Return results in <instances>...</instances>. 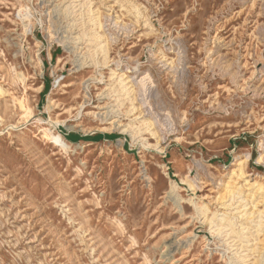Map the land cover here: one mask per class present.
I'll return each mask as SVG.
<instances>
[{"label": "rangeland", "instance_id": "1", "mask_svg": "<svg viewBox=\"0 0 264 264\" xmlns=\"http://www.w3.org/2000/svg\"><path fill=\"white\" fill-rule=\"evenodd\" d=\"M1 88L0 264L261 258L264 0H0Z\"/></svg>", "mask_w": 264, "mask_h": 264}, {"label": "bare ground", "instance_id": "2", "mask_svg": "<svg viewBox=\"0 0 264 264\" xmlns=\"http://www.w3.org/2000/svg\"><path fill=\"white\" fill-rule=\"evenodd\" d=\"M21 13L24 14V11H22ZM148 80H149V75L146 74L145 77L140 81V84L137 86V88H135L134 90H132V92H135V91H137V89H139V92H141L143 95L146 96V94L148 92V89H149ZM130 82L131 81H129V83ZM131 88H133V87H131ZM127 92H129V90ZM4 93H5V91L1 88L0 89V96L3 95ZM18 104L20 106L21 111L24 113V117L27 119V122L26 123L30 122L34 118V112H33V110L25 104V101L18 100ZM38 122H43V121L39 119ZM53 126H55V124H53ZM41 133H42L44 139H46L47 141H51L52 143H54L56 145V147L61 148V151H63L64 153H66V152L68 153L69 150L73 148L69 143H67L63 139V137L61 135L56 134L50 128H44V129H42L41 130ZM235 166L236 167H240L239 171H240V173H242V162H237ZM171 188H172L171 192L174 193L175 192V189H176V186L172 185ZM262 189L263 188H259V191L262 190ZM175 197H176V199H180L179 198L180 195H175ZM177 202H178V200H177ZM198 211H199L198 212L199 215H206L208 213V208L207 207L200 208ZM212 215H213V217H212V220L211 221H213V219L217 217V213H212ZM246 215H248V214H246ZM220 221H221V223H217L214 226V227H218L214 232H218L220 234L221 233V229L220 228L223 226L224 228H230V231H228V233L230 235H234V234L235 235H238L237 231L234 229L235 225L231 222V220L227 221L226 219H221ZM246 229H247V227L243 228L242 230L244 231ZM242 242L244 243L246 241L242 240ZM243 243H241V245ZM253 247H256V246H253ZM243 248H248V247L244 245L242 247V249ZM252 251H256V249L251 250L250 253H252ZM260 257L261 258H259L258 260L254 261L252 264H264V252L262 253V255ZM248 258H249V255H239L238 257H233L230 260H232V262H234L236 264H247V261H250L251 260V259L250 260H247ZM238 261H240V262L238 263Z\"/></svg>", "mask_w": 264, "mask_h": 264}]
</instances>
